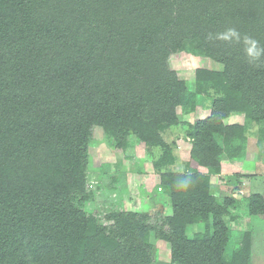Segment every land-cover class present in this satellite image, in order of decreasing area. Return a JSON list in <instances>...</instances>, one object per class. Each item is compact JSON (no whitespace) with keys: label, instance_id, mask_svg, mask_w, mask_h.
Listing matches in <instances>:
<instances>
[{"label":"trees","instance_id":"1","mask_svg":"<svg viewBox=\"0 0 264 264\" xmlns=\"http://www.w3.org/2000/svg\"><path fill=\"white\" fill-rule=\"evenodd\" d=\"M229 29L239 41L219 39ZM245 37L264 47V0H0V264H251L252 230L227 221L240 202L264 216V195L217 196L211 173L169 170L173 138L150 143L169 212L88 208L100 139L126 149L133 119L166 132L178 107L196 112L198 95L209 112L178 122L196 166L220 169L228 146L241 159L251 125L264 147V56L250 63ZM181 52L221 68L195 69L190 91L166 64ZM233 113L243 121L228 131ZM192 224L202 230L190 237ZM152 240L169 260L156 259Z\"/></svg>","mask_w":264,"mask_h":264},{"label":"rangeland","instance_id":"2","mask_svg":"<svg viewBox=\"0 0 264 264\" xmlns=\"http://www.w3.org/2000/svg\"><path fill=\"white\" fill-rule=\"evenodd\" d=\"M166 64L170 69H174L177 72L180 79H184L186 81L188 90L190 91L194 90L193 79L195 69L202 67L218 70L221 68L219 63L212 61L209 58L198 57L184 52L172 55L170 59L166 61ZM182 99L185 100V96H183ZM208 105V100L204 96L198 95L196 97V112H194V114L192 113L188 116H184L181 107H178L173 113V124L170 130L163 133L157 132L156 127L153 124L142 125L137 119H133L131 128L136 136L130 138L129 147L124 150L122 149L112 152L110 148L106 147V139L102 137V139H100V143L98 142L99 145L95 146L96 148H94L90 154L91 169L89 173V183L91 185L90 187L93 188L95 201L91 202L88 205V208H94V210L98 212L102 210L103 203H120V201H122V203H127L129 207L135 209L137 208V204L140 202L142 203L141 207L143 211L147 213H155L156 208L154 202L156 200L149 195V189L147 185L141 182L143 180L140 179V176L138 177V174L144 175L143 172L145 173L152 164L151 160L158 157L159 155V148L150 146V143L161 139L169 141L172 138L174 139V136L177 137V139L181 138L182 127L178 124V122L186 118L190 121H193L194 118H197L198 114H201V109H204L205 107L207 108ZM206 111L209 112V108L206 109ZM241 114L242 113H233L231 115L230 121H232L233 124L242 123L243 119ZM201 117L202 115H200V118ZM226 122L227 119L225 120V123ZM251 126L252 129L250 130L248 134L249 136H247V139L244 143L243 153L246 156V158L244 157L246 161L243 159L242 161L241 159L234 157L233 147L226 148L224 155L227 159L238 163L237 169L240 173V181H242L246 186L245 188L247 190V195L253 192H258L264 195V147L259 150V147L256 145L255 137V132L258 127L255 125ZM99 132L100 131L97 129L96 134ZM215 137L216 140L220 142L221 137L216 134ZM186 142L188 143L189 141ZM187 143H182V149H177L178 152H176V150L174 151L176 154V161L174 164L168 167L169 170L180 171L184 169L185 162L191 163L188 150L189 145L191 144L189 142V145H187ZM128 156L130 159L127 158ZM221 162L223 164L225 163L223 155L221 156ZM102 165H106L108 168H110V172L108 171L107 174H104L98 171L97 169ZM242 170L255 175L252 177H244L242 174L244 172ZM139 171L141 172L138 173ZM205 172L211 173L213 170H210V172L206 170ZM131 173L137 175L135 176ZM120 184L122 186H120ZM143 184H145L146 188ZM119 186L120 189L118 191L114 189L116 187L118 188ZM116 206L118 205L116 204ZM126 208L128 209L127 205ZM237 213H240L242 219L236 220L237 222H230L228 218H226V220H228L227 224L233 230H252L251 264H264L263 216L252 217L247 215L244 205L237 209ZM189 227L190 228H188L186 232L188 236L191 237L193 235V231L195 230V225L192 224L189 225ZM191 228L192 231L190 230ZM197 229L200 231L202 230L201 226H198ZM152 243H155L154 255L156 259L159 261L169 260V246L164 241L160 240H152ZM232 246L233 244L231 242L228 245V250L231 249Z\"/></svg>","mask_w":264,"mask_h":264},{"label":"crops","instance_id":"3","mask_svg":"<svg viewBox=\"0 0 264 264\" xmlns=\"http://www.w3.org/2000/svg\"><path fill=\"white\" fill-rule=\"evenodd\" d=\"M204 109H207V108L205 107ZM207 113L208 112L205 110L201 114L202 115H206ZM184 118H186V117H184ZM230 118H231V116L229 118H227V122L226 123L224 122L225 123V127H226V129L228 131L233 130L235 128V126L237 125V124H233V122L230 121ZM230 122H232V123H230ZM238 124H240V123H238ZM174 139L176 140L177 137L174 136ZM186 141L187 140H185L183 138L177 139V141H176V145L177 146L175 148L176 152H178L177 149H179V148L182 149L181 145H182V143L186 144L187 143ZM188 143H187V145H189ZM190 146L191 145H189V148H190ZM228 147H231V146H228ZM228 147H226V148H228ZM189 148H188V150H189ZM224 154H225V150L223 152L225 163L223 164L222 163L223 161H222L220 169L213 170V172H211V173H214V174H211V176H212L211 177L212 192L215 195H217V196H233V197H235L236 199H238L240 201L243 197L247 196V190L245 188L246 186L243 184L242 181H240L241 177H240V173L238 172V169H237L238 168V166H237L238 163L233 161V160L227 159ZM244 157L246 158L245 154L243 153L241 160L243 159L244 161H246ZM220 161H221V159H220ZM226 162H228V163H226ZM184 164H185L184 165V169L180 170V171H176V172H184L187 169H189V167H190L191 171L205 172L207 170V171L210 172L209 169H205V168H201V167L196 166L192 160H191V163L185 162ZM243 166H244V164H243ZM224 167H225V169H224ZM140 172L141 171H139L138 173H140ZM243 172L244 173H242V174H243L244 177H247L250 174V173H247L245 171H243ZM131 174L135 175V176L137 175V174H133V173H131ZM143 174H146V176L148 175V177H150L149 181H147L146 183H145V181H141V182H143V183H145L147 185V187L149 189V195L151 197L155 198L156 201L154 202V205H155L156 210H159L160 208H162L164 213L169 212V207L170 206H169L168 198L161 191L160 192L158 191L157 181L153 180V177L156 174L153 172L152 164H151V166H149V169L146 170L145 173L143 172ZM141 175L142 174H138V177L140 176V179H141ZM151 177H152V180H151ZM118 182H120V181H118ZM238 182H239V184H238ZM145 184H143V185L146 188ZM236 185H238V187L235 190ZM120 186H122V185L120 184ZM120 186L118 188L116 187L114 189L118 191L120 189ZM128 198H129V195H128ZM240 203L241 204L237 207V209L240 206L243 205L242 202H240ZM110 204L121 205L125 210H131V211H136V212H145V211L142 210V207H141L142 203H140V202L137 204V208H135V209H132V207H129V205L127 203H122V201H120V203H110ZM126 205L128 206V209L126 208ZM237 209H236V211H234V213L240 214V213H237ZM262 218H264V216ZM262 218H261V220H262ZM239 219H242L241 216H239L238 219H236V220H239ZM236 220L235 221H230V222H237ZM198 226H200V225H195V230L193 231V233L195 231H198V229H197ZM188 228H190V227L188 226ZM190 230L192 231V228Z\"/></svg>","mask_w":264,"mask_h":264},{"label":"clouds","instance_id":"4","mask_svg":"<svg viewBox=\"0 0 264 264\" xmlns=\"http://www.w3.org/2000/svg\"><path fill=\"white\" fill-rule=\"evenodd\" d=\"M219 39L224 41H239L240 35L235 29H229L220 35ZM245 52L250 63H255L264 56V47H260L258 42L250 37L244 38Z\"/></svg>","mask_w":264,"mask_h":264}]
</instances>
